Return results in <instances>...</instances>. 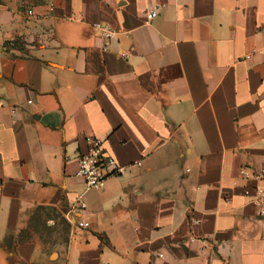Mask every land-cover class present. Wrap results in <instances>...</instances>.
Listing matches in <instances>:
<instances>
[{
  "label": "crops",
  "instance_id": "obj_1",
  "mask_svg": "<svg viewBox=\"0 0 264 264\" xmlns=\"http://www.w3.org/2000/svg\"><path fill=\"white\" fill-rule=\"evenodd\" d=\"M260 48L264 0H0V264H264Z\"/></svg>",
  "mask_w": 264,
  "mask_h": 264
},
{
  "label": "built area",
  "instance_id": "obj_2",
  "mask_svg": "<svg viewBox=\"0 0 264 264\" xmlns=\"http://www.w3.org/2000/svg\"><path fill=\"white\" fill-rule=\"evenodd\" d=\"M157 13L158 9L156 7L150 8L145 14L146 21H149ZM27 14H33L32 8L27 9ZM96 26L105 37L112 35L110 28L102 26L100 23H96ZM260 52H264V48H260ZM121 54L127 55L124 51ZM86 140L88 141L86 150L77 153L75 156L77 167L74 174L80 177L88 187L98 189L107 177L122 173L126 166L119 163L112 155L105 151L102 146V138L88 136ZM240 174L244 178L257 180V183L253 187H244V193L250 196V199L257 207L256 219L261 225L264 236V167L255 168L253 164L247 163L241 167ZM76 201L80 207H84L83 201L80 199ZM76 224L79 227H86L89 225V221L80 219Z\"/></svg>",
  "mask_w": 264,
  "mask_h": 264
}]
</instances>
